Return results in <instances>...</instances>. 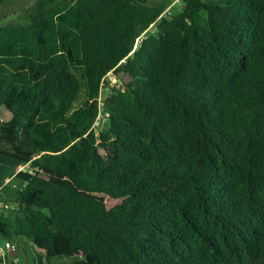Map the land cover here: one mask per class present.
I'll list each match as a JSON object with an SVG mask.
<instances>
[{
	"label": "trees",
	"instance_id": "16d2710c",
	"mask_svg": "<svg viewBox=\"0 0 264 264\" xmlns=\"http://www.w3.org/2000/svg\"><path fill=\"white\" fill-rule=\"evenodd\" d=\"M171 6L0 20V236L44 253L18 264H264V0Z\"/></svg>",
	"mask_w": 264,
	"mask_h": 264
},
{
	"label": "rangeland",
	"instance_id": "374dc122",
	"mask_svg": "<svg viewBox=\"0 0 264 264\" xmlns=\"http://www.w3.org/2000/svg\"><path fill=\"white\" fill-rule=\"evenodd\" d=\"M168 1H172V6L170 7L169 10L177 11L178 9H180L182 0H168ZM32 2L33 0H11L9 2L0 3V20L1 21L21 20L22 17L26 14L27 8L32 4ZM109 77L112 80V82L118 79H125V80L129 79L128 76L123 71H118L117 73L110 72ZM1 113L2 116L9 117V114L3 108H1ZM4 150L6 149L0 150V186L3 184H7L10 181H13L14 173L18 169L24 167L23 165H21L19 160H17L9 152ZM111 200L112 198L109 197L107 198L108 202H112ZM4 241L5 238L0 236V248L4 244ZM13 243L22 246L25 249L28 256L30 257V259L34 255L33 249L44 255L43 251L39 247L34 245L32 246L30 242L26 239L16 238L13 240ZM22 258L24 259L25 256L24 254L21 253L13 257V261H15L16 264L23 263ZM71 259H72L71 257H66L65 259L55 257L52 258V261L55 264H69ZM43 260L44 263L46 264L47 261L44 256H43Z\"/></svg>",
	"mask_w": 264,
	"mask_h": 264
},
{
	"label": "built area",
	"instance_id": "2783aa9c",
	"mask_svg": "<svg viewBox=\"0 0 264 264\" xmlns=\"http://www.w3.org/2000/svg\"><path fill=\"white\" fill-rule=\"evenodd\" d=\"M7 204H4L2 201H0V208L6 207ZM13 242L10 240L4 241V244L0 248V256L4 257L10 249L13 248ZM15 262V261H14ZM0 264H5V262H2Z\"/></svg>",
	"mask_w": 264,
	"mask_h": 264
},
{
	"label": "water",
	"instance_id": "95a60500",
	"mask_svg": "<svg viewBox=\"0 0 264 264\" xmlns=\"http://www.w3.org/2000/svg\"><path fill=\"white\" fill-rule=\"evenodd\" d=\"M21 253L24 254V256H25L26 255L25 249L22 246L14 243L13 244V248L10 249L7 254H8L9 257L13 258V257H15V256H17L18 254H21Z\"/></svg>",
	"mask_w": 264,
	"mask_h": 264
}]
</instances>
